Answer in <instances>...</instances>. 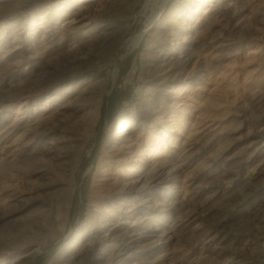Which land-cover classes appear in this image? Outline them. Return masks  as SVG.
Segmentation results:
<instances>
[{
	"label": "rangeland",
	"instance_id": "rangeland-1",
	"mask_svg": "<svg viewBox=\"0 0 264 264\" xmlns=\"http://www.w3.org/2000/svg\"><path fill=\"white\" fill-rule=\"evenodd\" d=\"M133 115L144 143L118 157ZM154 135L166 160L133 189ZM30 240L25 264H264V0H0V264Z\"/></svg>",
	"mask_w": 264,
	"mask_h": 264
},
{
	"label": "bare ground",
	"instance_id": "bare-ground-1",
	"mask_svg": "<svg viewBox=\"0 0 264 264\" xmlns=\"http://www.w3.org/2000/svg\"><path fill=\"white\" fill-rule=\"evenodd\" d=\"M217 2V1H216ZM221 4V3H220ZM91 6V5H90ZM225 6V5H224ZM83 7H84V5H83ZM86 7V6H85ZM209 7V6H208ZM213 7H215L214 5H213ZM217 8V7H216ZM224 8V7H223ZM212 8H209V9H207L206 11H205V13L207 14V15H209L211 12H212ZM74 11V10H73ZM216 12V11H215ZM52 13V12H51ZM216 13H218V12H216ZM213 14V13H212ZM212 14H210V15H212ZM223 14V13H222ZM82 14H77V13H75V14H73V15H69L68 17H66V16H58V14H57V11L56 10H54L53 11V24H55V25H58L57 26V28L58 27H61V28H65V27H68V26H71L72 24H74V23H77V22H79L80 21V19L82 18V16H81ZM206 15V16H207ZM209 15V16H210ZM56 16H57V20L55 19L56 18ZM208 16V17H209ZM214 16V15H213ZM221 16V15H220ZM214 19V18H213ZM41 21V20H40ZM209 21V20H208ZM215 21V20H214ZM187 22V21H186ZM37 22H35V24H36ZM80 23V22H79ZM208 24V23H207ZM210 24H212V23H210ZM37 25H42L41 23H38ZM42 27V26H41ZM74 27V26H73ZM69 28V27H68ZM196 28V27H195ZM202 28H203V26H202ZM36 29H38V28H36ZM48 29V28H47ZM60 29V28H59ZM209 29V28H208ZM200 30V29H199ZM44 31V30H43ZM198 31V30H197ZM33 32H35V30L33 31ZM38 33H39V31H37ZM45 32V31H44ZM66 32V31H65ZM61 32H59V34H60ZM36 34V33H35ZM140 34V33H139ZM61 35V34H60ZM141 36V35H140ZM37 37V36H36ZM184 38V37H183ZM62 39V38H61ZM54 40V39H53ZM88 40V39H87ZM86 42V41H85ZM55 44V43H54ZM89 44V43H88ZM86 45H87V43H86ZM156 45V44H155ZM157 52V51H156ZM158 53V52H157ZM166 56V55H165ZM169 57V56H168ZM175 58V57H174ZM183 62V61H182ZM207 67V66H206ZM207 68H209V67H207ZM210 69V68H209ZM162 71V70H161ZM210 71V70H209ZM213 71V70H212ZM225 71H226V69H225ZM220 72V71H219ZM223 72V71H222ZM181 73V72H180ZM223 73H225V72H223ZM178 74V73H177ZM206 74V73H205ZM214 74V73H213ZM209 75V74H208ZM211 75V74H210ZM228 75V74H227ZM219 75L217 74V77H218ZM224 77H226L225 75H223ZM223 76H220V77H223ZM168 77V76H167ZM210 77V76H209ZM216 77V78H217ZM225 79V78H224ZM255 79V78H254ZM215 80V79H214ZM235 80V79H234ZM250 80V79H249ZM101 81V80H100ZM218 81V80H217ZM217 81H214V82H216V84H217ZM228 81V80H227ZM248 81V80H247ZM253 81V80H252ZM219 82H220V80H219ZM99 83V82H98ZM226 83V82H225ZM236 83V82H235ZM215 84V83H214ZM220 84V83H219ZM224 84V83H223ZM248 84V83H247ZM198 85V84H197ZM196 85V86H197ZM254 85V84H253ZM217 86V85H216ZM215 86V87H216ZM92 87V86H91ZM219 87V86H218ZM221 87V86H220ZM219 87V88H220ZM235 87V86H234ZM237 87V86H236ZM251 87V86H250ZM249 87V88H250ZM255 87V86H254ZM169 88V87H168ZM200 88V87H199ZM222 88H224L223 86H222ZM230 88V87H229ZM256 88H257V86H256ZM94 89V88H93ZM175 89V88H174ZM209 89V88H208ZM89 90V89H88ZM91 90V89H90ZM98 90V89H97ZM168 90V89H167ZM210 90V89H209ZM216 90V89H215ZM220 90V89H219ZM225 90V89H224ZM232 90H233V88H232ZM96 91V90H95ZM94 92V91H93ZM100 92V91H99ZM178 92V91H177ZM210 92V91H209ZM208 92V93H209ZM220 92V91H219ZM218 92V93H219ZM226 92V91H225ZM229 92V91H228ZM236 92V91H235ZM216 93V92H215ZM98 94V93H97ZM96 94V95H97ZM188 94V93H187ZM217 94V93H216ZM87 95V94H86ZM198 95V94H197ZM213 95V94H212ZM95 96V95H94ZM208 96V95H207ZM218 96V95H217ZM205 97V96H204ZM210 97V96H209ZM81 98V97H80ZM84 98V97H83ZM90 99V98H89ZM187 99V98H186ZM211 99V98H210ZM215 99V98H214ZM214 99H213V101H214ZM218 99V98H217ZM99 100V99H98ZM180 100V99H179ZM183 100V99H182ZM77 101V100H76ZM201 101V100H200ZM199 101V102H200ZM204 101V100H203ZM92 102H93V100H92ZM191 102V101H190ZM206 102H208V101H206ZM219 102V101H218ZM201 103V102H200ZM209 103V102H208ZM207 103V104H208ZM63 104V103H62ZM193 104V103H192ZM175 106H177V105H175ZM182 106V105H181ZM55 107V106H54ZM97 107V106H96ZM95 107V108H96ZM154 107V106H153ZM161 107V106H160ZM199 107V106H198ZM206 107V106H205ZM213 107H214V105H213ZM94 108V107H93ZM98 108V107H97ZM43 109V108H42ZM56 109V108H55ZM159 109V108H158ZM211 109V108H210ZM209 109V110H210ZM96 109H94V111H95ZM208 110V111H209ZM90 111V110H89ZM195 111V110H194ZM207 111V112H208ZM214 111V110H213ZM203 112V111H202ZM85 113V112H84ZM84 113L82 114V115H84ZM141 113V112H140ZM189 113H191V112H189ZM205 113V112H204ZM203 114V113H202ZM207 114V113H206ZM58 115V114H57ZM70 115V114H69ZM95 115H97V114H95ZM162 115V114H161ZM36 116V115H35ZM44 116V115H43ZM85 116V115H84ZM171 116V115H170ZM201 116V115H200ZM203 116V115H202ZM205 116V115H204ZM207 116V115H206ZM211 116V115H210ZM81 117V116H80ZM166 117H168V118H166V119H169V120H171L172 121V124H170L167 128H166V132H164L165 133V137L166 136H168V135H170V139H171V141H174L175 143H177V148H179V150H181V151H179V152H183L186 148V143L184 142V140L182 139V137L179 135V134H176L175 132H177V129H178V127H177V123H176V121H174V120H172L171 119V117H169V115H166ZM22 118V117H21ZM51 118H54V116L53 117H51ZM82 118L84 119V117L82 116ZM213 118V117H212ZM98 119V118H97ZM82 120V119H81ZM80 120V121H81ZM168 120V121H169ZM212 120V119H211ZM74 121V120H73ZM80 121H78V122H80ZM163 121V120H162ZM210 121V120H209ZM49 122V121H48ZM55 122V121H54ZM73 123V122H72ZM81 123V122H80ZM87 123V122H86ZM92 123V122H91ZM200 123V122H199ZM206 123V122H205ZM89 124V123H88ZM162 124V123H161ZM41 125V124H40ZM59 125V124H58ZM85 125V124H84ZM92 125V124H91ZM82 126H83V124H82ZM88 126V125H87ZM93 126V125H92ZM40 127V126H39ZM51 127H52V125H51ZM58 127V126H57ZM56 127V128H57ZM90 127V126H89ZM140 127H142V124H140L139 123V120H138V118L137 117H134V115L133 116H128V117H126L125 119H123L120 123H119V125H118V127L116 128V131H115V135H114V139L112 140V142L110 143L111 144V150H110V152H113L114 153V155H116V156H120V155H122V154H124V157L126 156V153L127 154H129V153H131L133 150V148L135 147V146H141V144H143V143H141L142 141H144L143 140V137H144V131H143V128H141L140 129ZM53 128V127H52ZM60 128V127H59ZM145 128V127H144ZM199 128V127H198ZM80 129V128H79ZM83 129V128H82ZM195 129H197L196 127H195ZM211 129V128H210ZM29 130V129H28ZM190 130V129H189ZM200 130V129H199ZM208 130V129H207ZM212 130V129H211ZM216 130H218V129H216ZM180 131V130H179ZM194 131V130H193ZM197 131H198V129H197ZM206 131V130H205ZM88 132V131H87ZM86 132V133H87ZM196 132V131H195ZM211 132V131H210ZM213 132V131H212ZM215 132V131H214ZM67 133V132H66ZM146 133V132H145ZM189 133V132H188ZM209 133V132H208ZM210 134V133H209ZM31 135V134H30ZM36 135V134H35ZM34 135V136H35ZM188 135V134H187ZM27 136V135H26ZM77 136V135H76ZM193 136V135H192ZM197 136V135H196ZM208 136V135H207ZM37 137V136H36ZM65 137V136H64ZM187 137V136H186ZM194 137V136H193ZM210 137V136H209ZM75 138V142H74V144L76 143V144H78L79 142H80V137L79 138H76V137H74ZM149 138H151V137H149ZM197 138H199V137H197ZM207 138V137H206ZM35 139H37V138H35ZM69 139V138H68ZM157 139H158V136L157 135H154V137H152V146L151 147H149V148H147V149H144V150H142L141 151V153L140 152H138V155H136L135 153V155H136V160H135V162L136 163H138L137 165H135V166H132V167H135L134 168V170H136V171H138L137 173H135L134 175V177H131L132 179H131V182L129 183V185H131V187L133 188V189H140V187H142V185H144V183L147 181V170L148 171H150V170H153L154 168L153 167H155L156 166V164H158V163H160V164H163L164 163V161L166 160V157H158L159 155L157 154V152H158V149L161 147L159 144V142H157ZM170 139H168L169 140V142H170ZM38 140H40V139H38ZM55 140V138L53 139V141ZM28 141V140H27ZM35 141V140H34ZM49 141V140H48ZM65 141V140H64ZM151 141V140H150ZM202 141V140H201ZM205 140H203V142H204ZM38 142V141H37ZM71 142V141H70ZM55 143V142H54ZM73 143V142H72ZM174 143V144H175ZM71 144V143H70ZM106 144V143H105ZM173 144V145H174ZM35 145H37V144H35ZM66 145V144H65ZM149 145V144H148ZM176 145V144H175ZM197 145V144H196ZM47 146V145H46ZM46 146H45V148H46ZM56 146V145H55ZM55 146H53V147H55ZM190 146V145H189ZM188 146V147H189ZM37 147V146H36ZM51 147V146H50ZM197 147V146H196ZM32 148V147H31ZM35 148V147H34ZM43 148V147H42ZM60 148V147H59ZM77 148V147H76ZM75 148V149H76ZM140 148V147H139ZM176 148V147H175ZM24 149V148H23ZM142 149V148H141ZM163 149V148H162ZM198 149V148H197ZM70 150V149H69ZM68 150V151H69ZM106 150V149H105ZM187 150V149H186ZM47 151V150H46ZM49 151V150H48ZM67 151V152H68ZM72 151V150H71ZM191 151V150H190ZM189 151V152H190ZM40 152H41V150H40ZM188 152V153H189ZM60 153H61V150H60ZM63 153V152H62ZM178 153V152H177ZM39 154V153H38ZM72 154V153H71ZM112 154V153H111ZM23 155V154H22ZM32 155V154H31ZM30 155V156H31ZM35 155V154H34ZM52 155V154H51ZM56 155V154H55ZM58 155H60V154H58ZM175 155V154H174ZM61 156V155H60ZM63 156V155H62ZM109 156V155H108ZM133 156V155H132ZM48 157H50V156H48ZM121 157H123V156H121ZM128 157V156H127ZM41 158V157H40ZM39 157H38V159H40ZM52 158V157H51ZM59 158V157H58ZM61 158V157H60ZM117 158V157H116ZM132 158V157H131ZM46 159V158H45ZM121 159V158H120ZM124 159V158H123ZM128 159H129V157H128ZM143 159L145 160L144 162H142L143 161ZM184 159V158H183ZM26 160V159H25ZM53 160H54V158H53ZM59 160V159H58ZM110 160V159H109ZM125 160V159H124ZM168 160V159H167ZM179 160V159H178ZM62 161V160H61ZM111 161V160H110ZM36 163V162H35ZM43 163H44V161H43ZM55 163V162H54ZM65 163V162H64ZM116 163H119V161H117ZM128 164V163H127ZM134 164V163H133ZM173 164V163H172ZM41 165H42V163H41ZM57 165V164H56ZM65 165V164H64ZM71 165V164H70ZM119 165V164H118ZM159 165V164H158ZM157 165V166H158ZM181 165V164H180ZM44 166H45V164H44ZM59 166V165H58ZM58 166H57V168H58ZM120 166V165H119ZM122 166V165H121ZM156 166V167H157ZM39 168H41V169H39ZM114 168V167H113ZM112 168V169H113ZM106 169V168H105ZM108 169V168H107ZM118 169V168H117ZM133 169V168H132ZM32 170V169H31ZM30 170V171H31ZM43 170H45L43 167H38V170H34V171H37V173L38 174H43ZM161 170V169H160ZM60 171V170H59ZM107 171V170H106ZM115 171V170H114ZM121 171V170H120ZM66 172V171H65ZM108 172H109V169H108ZM107 172V173H108ZM113 172V171H112ZM135 172V171H134ZM154 172H155V170H154ZM48 173L49 172H47V174L45 173L44 175L46 176V175H48ZM63 173V172H62ZM109 173H111V171L109 172ZM115 173H118V171H116V172H114L113 174H115ZM37 174V175H38ZM50 174V173H49ZM53 175V174H52ZM111 175V174H110ZM115 175H117V174H115ZM29 176H30V174H29ZM40 176V175H39ZM48 176H50L51 177V175H48ZM55 177V176H54ZM63 177V176H62ZM62 177L61 178H54L53 179V185L57 188V189H59V190H61V188H64V184H65V181H64V179H62ZM106 177V176H105ZM149 177V176H148ZM158 177V176H157ZM32 178V177H31ZM36 178V177H35ZM37 178H38V176H37ZM113 178V177H112ZM163 178V177H162ZM48 179V178H47ZM150 179V178H149ZM50 180V179H49ZM168 180V179H167ZM28 181V180H27ZM111 181V180H110ZM47 182V181H46ZM127 182H129V181H127ZM47 183H50V182H47ZM108 183V182H107ZM151 183V182H150ZM36 184V183H35ZM106 184V183H105ZM122 184V183H121ZM148 185H150V184H148ZM103 186V185H102ZM122 186V185H121ZM114 187V186H113ZM128 186H126V188H127ZM32 188V187H31ZM34 188V187H33ZM103 188V187H102ZM118 188V187H117ZM144 188V187H143ZM128 189H130L129 187H128ZM127 189V190H128ZM132 189V190H133ZM35 190V189H34ZM63 190V189H62ZM41 191V190H40ZM107 191H109V190H107ZM151 191V190H150ZM46 192V191H45ZM53 192V191H52ZM125 192V191H124ZM130 192V191H129ZM136 192V191H135ZM145 192V191H144ZM13 194H14V192H13ZM33 194V193H32ZM38 194V193H37ZM55 194H57V193H55L54 192V194L52 195V196H54ZM137 194V193H136ZM142 194V193H141ZM140 194V195H141ZM118 195H120V194H118ZM169 195V194H168ZM143 196V195H142ZM140 197V196H135L134 197V199L135 200H140V199H144V197H146V196H143V197ZM34 197V196H33ZM56 197H57V195H56ZM148 197V196H147ZM127 198V197H126ZM153 198V197H152ZM29 199V198H28ZM35 199H37V198H35ZM151 199V198H150ZM149 199V200H150ZM164 199H166V198H164ZM55 200V199H54ZM121 200V199H120ZM148 200V201H149ZM119 201V200H118ZM120 202V201H119ZM153 203V202H152ZM156 203V202H155ZM37 204V203H36ZM53 204V203H52ZM124 204V203H123ZM141 204V203H140ZM45 205V204H44ZM103 205V204H102ZM115 205V204H114ZM130 205V204H129ZM128 205V206H129ZM142 205V204H141ZM144 205V204H143ZM122 206V205H121ZM141 207V206H140ZM44 208V207H43ZM109 209H111V208H109ZM115 209H117V208H115ZM124 209V208H123ZM37 210H38V208H37ZM67 210V212H68V210H69V207L66 209ZM65 210V211H66ZM41 211H45V210H41ZM107 211V210H106ZM35 212V211H34ZM66 212V213H67ZM113 212V211H112ZM118 212V211H117ZM117 212L114 214V217H118V214H117ZM127 212V211H126ZM108 213H110V212H108ZM44 214H46V213H44ZM111 214V213H110ZM127 214V213H126ZM135 214V213H134ZM39 215V214H38ZM109 215V214H108ZM129 215V214H128ZM48 215H46V217H47ZM127 216V215H126ZM113 217V216H112ZM15 218V217H14ZM118 218H120V217H118ZM150 218V217H149ZM18 219V218H17ZM20 219V218H19ZM38 219V218H37ZM44 219V220H43ZM42 220H43V224L42 225H46V224H48L47 222H51V218H49V217H47L46 219L45 218H43ZM102 219V218H101ZM108 219H109V217H108ZM41 220V221H42ZM112 220V226L113 225H115V221L117 220H113V219H111ZM125 220H126V218H125ZM124 220V221H125ZM19 221V220H18ZM99 221V220H98ZM120 221V220H119ZM107 222V221H106ZM111 222V221H110ZM117 222V221H116ZM153 222V221H152ZM53 223V222H52ZM106 224H108V223H106ZM151 224V223H150ZM49 225V224H48ZM52 225V224H51ZM110 225V224H109ZM150 227V226H149ZM117 228V227H116ZM103 230V229H102ZM122 230V229H121ZM126 230V229H125ZM144 230V229H143ZM89 231H91V230H89ZM106 231H108V230H106ZM106 231H104L103 233H101L99 236H100V240H102V241H107V240H109V238L111 237V234L109 233V232H106ZM33 232H35V231H33ZM112 232V231H111ZM89 233V232H88ZM95 233V232H94ZM130 233V232H129ZM147 233V232H146ZM36 234V233H35ZM83 234V233H82ZM86 235V234H85ZM91 235V237H92V235H93V233L92 234H90ZM96 235V234H95ZM30 236H31V232H30ZM87 236V235H86ZM85 236V237H86ZM98 236V237H99ZM75 238V237H74ZM89 238V237H88ZM93 238V237H92ZM33 240H35V239H33ZM31 242L28 244V246L26 247V250L23 252V254H21V257H20V259L19 260H16L15 258L13 259H11V260H9L8 262H7V264H25V263H27L28 261H30L31 259H33V255H34V252H35V249H34V243H33V241L32 240H30ZM89 241V240H88ZM26 246V245H25ZM82 247V246H81ZM138 247V246H137ZM88 248V247H87ZM76 249V248H75ZM37 250V249H36ZM20 255V254H19ZM79 256H81V254H80V252H76V253H74V258H73V260L75 261ZM120 256V255H119ZM19 258V257H18ZM84 258V257H83ZM66 259V258H65ZM79 259V258H78ZM71 260V259H70ZM72 260V261H73ZM73 261V262H74ZM32 262H33V260H32Z\"/></svg>",
	"mask_w": 264,
	"mask_h": 264
},
{
	"label": "trees",
	"instance_id": "trees-1",
	"mask_svg": "<svg viewBox=\"0 0 264 264\" xmlns=\"http://www.w3.org/2000/svg\"><path fill=\"white\" fill-rule=\"evenodd\" d=\"M130 61H131V58L128 59V61H127V65L121 67L120 74H121L122 77H123V76L127 73V71L130 69V67H131V63H130Z\"/></svg>",
	"mask_w": 264,
	"mask_h": 264
}]
</instances>
